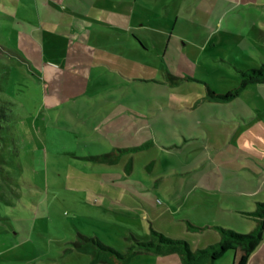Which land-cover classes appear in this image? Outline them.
I'll list each match as a JSON object with an SVG mask.
<instances>
[{"label":"rangeland","instance_id":"374dc122","mask_svg":"<svg viewBox=\"0 0 264 264\" xmlns=\"http://www.w3.org/2000/svg\"><path fill=\"white\" fill-rule=\"evenodd\" d=\"M135 1L129 80L69 57L73 21L95 20L97 0H0V14L9 16L0 20V45L21 52L11 57L0 49V98L11 102L0 118V264H92L70 251L79 234L125 252L132 237L149 240L151 226L174 239L221 237L219 226L251 231L248 213L224 203L239 199L251 211L253 196H264V166L255 168L264 165V84L227 100L208 98V89L225 95L238 86L233 62L262 66L245 38L255 16L223 0ZM164 54L182 56L193 74L172 72ZM46 65L62 67L61 76L45 79ZM80 65L88 74L78 73ZM117 104L144 114L152 135L129 145L144 148L120 154L115 164L94 161L118 152L101 131ZM217 151L227 153V163L213 159ZM156 258L140 254L129 264ZM232 258L229 251L217 264Z\"/></svg>","mask_w":264,"mask_h":264},{"label":"crops","instance_id":"0c3cea01","mask_svg":"<svg viewBox=\"0 0 264 264\" xmlns=\"http://www.w3.org/2000/svg\"><path fill=\"white\" fill-rule=\"evenodd\" d=\"M234 2L236 6L234 7V11H249L251 15L255 16V18L251 21L250 27L246 28L248 33L245 36L247 40L250 41L252 47L258 51L260 54L261 64L264 63V19L263 22H259L258 18L264 16V1L263 0H223ZM137 1L131 4L130 0H121V2L115 0H97V3L94 4L96 6V10L99 12L95 15V20L91 23L89 21L83 19H74L73 26L75 27V31L72 39V50L69 51V57H75L80 60V64L85 65L93 63L102 64L106 66L109 70L120 73L122 76L127 77L130 80L131 77V69L129 63V55L131 46V38L129 31V8L131 5L134 7L137 6ZM143 9L151 10L153 8H149L148 6ZM118 10V11H117ZM128 12V13H127ZM9 16H5L4 14H0V20L8 18ZM151 17L157 18V14H153ZM105 24V25H103ZM139 25V24H138ZM252 28V29H251ZM109 31V34L108 32ZM114 31H116V36H113ZM106 35H105V34ZM138 42L141 40L137 35H133ZM170 39L172 34H169ZM96 44H95V40ZM94 40V44L93 41ZM142 42V41H141ZM240 42V41H238ZM241 43V42H240ZM237 43V47L243 49L244 54H248V49L244 45H240ZM142 45V44H141ZM10 53L8 54L11 57H20L21 52L15 48H9ZM115 51V52H114ZM7 55V54H6ZM165 58V62L168 65V68L171 69L175 74H179V69H183L188 73V75H192L193 73L188 70L182 63L183 57L175 56L171 58L167 57V54L163 55ZM108 58V59H107ZM163 58V60H164ZM80 65V69L78 73L82 76L88 74V70L83 68ZM3 66L0 62V67ZM232 66L238 72V69L246 70L249 68L242 67L240 64L233 62ZM62 67H53V66H45V79L50 78L49 74L60 77L62 74ZM239 74V73H238ZM51 80V78L49 79ZM155 81L156 83L161 84L162 82L158 81L156 78H144L143 81ZM238 83V80H237ZM254 85V84H253ZM248 86L246 89L250 88ZM40 89V95L43 97L42 89ZM245 89V90H246ZM213 90V89H212ZM243 93V92H242ZM241 93V94H242ZM56 91H53V95H56ZM240 94V95H241ZM48 97H46L47 99ZM51 95H49V104L53 105V100ZM45 100V97L43 98ZM41 100V103L43 102ZM195 107V104L192 106ZM137 116L132 112H129L127 108L123 106V104H117L116 107L108 110L106 117L102 118V126L101 131L105 134V136L114 144L115 149L119 148V145L128 146L131 144L141 143L146 139L150 138L152 135L151 127L148 125V121L146 117H143L144 114L136 113ZM242 120H246L242 115H240ZM123 148V149H127ZM218 149V146H215ZM113 152V151H112ZM213 159L219 160L220 163H227V153L223 151H217ZM264 165H256V170L263 169ZM221 169V168H220ZM223 174V180L226 179V175ZM232 177V174L229 175V178ZM251 206L248 211L246 207H244L243 202L239 199H230V201H225L224 208L229 209L231 211H237L242 214L254 212L257 209L259 202H264V196H259L255 194L252 198ZM249 217V216H248ZM252 219V223L249 224V229L253 231L256 227V220L250 216ZM191 223V222H190ZM194 226V225H193ZM199 229H205V227L195 226ZM218 227V226H217ZM220 227V226H219ZM222 227V226H221ZM225 228V227H223ZM228 229H232L229 227ZM250 231V232H251ZM220 235L217 232L213 233H204L202 235L195 236H187L184 240L188 241L190 247L193 249V242L196 244V250L204 249L209 247L210 245H215L220 241ZM152 255V254H151ZM155 263L156 264H184L179 254H170L166 256H156ZM220 260V259H219ZM218 261V260H217ZM215 262H207L203 264H217ZM229 263H232V260L229 259ZM248 264H264V238L259 247L255 250V252L250 257Z\"/></svg>","mask_w":264,"mask_h":264},{"label":"trees","instance_id":"16d2710c","mask_svg":"<svg viewBox=\"0 0 264 264\" xmlns=\"http://www.w3.org/2000/svg\"><path fill=\"white\" fill-rule=\"evenodd\" d=\"M0 49L6 54H11L9 49L0 45ZM239 79L238 86L227 92L225 95H217L211 88L208 89V98L233 99L250 85L264 84V63L260 68H249L246 70L238 69ZM175 82L174 79H171ZM7 100L0 98V118L8 117L9 111ZM8 106V107H7ZM11 112V109H10ZM143 147L134 149H118V152H111L97 157L94 161L107 164L118 162L120 154L139 151ZM127 170L131 168L132 162L128 163ZM256 220V227L249 233H240L232 229L218 227L220 230V241L215 245L194 251L191 249L188 241L184 239H174L162 232L157 231L151 226V238L147 241H141L132 237L131 244L125 252L103 243L98 237H91L79 234L77 240L72 242L73 248L80 253L87 254L91 257L92 264H129L133 258L140 254H153L166 256L170 254H179L184 264H203L215 262L221 259L227 252H233L231 264H248V261L255 250L259 247L264 238V202H259L254 212L248 213ZM191 228L197 229L191 225Z\"/></svg>","mask_w":264,"mask_h":264}]
</instances>
